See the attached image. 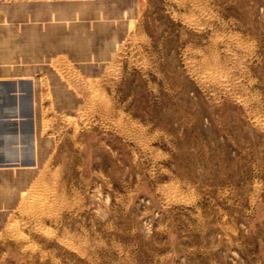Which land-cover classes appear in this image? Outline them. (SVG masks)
<instances>
[{
	"label": "rangeland",
	"instance_id": "obj_1",
	"mask_svg": "<svg viewBox=\"0 0 264 264\" xmlns=\"http://www.w3.org/2000/svg\"><path fill=\"white\" fill-rule=\"evenodd\" d=\"M41 1L110 2L85 26L119 36L85 72L54 63L74 108L42 105L51 151L10 200L0 264H264V0Z\"/></svg>",
	"mask_w": 264,
	"mask_h": 264
},
{
	"label": "crops",
	"instance_id": "obj_2",
	"mask_svg": "<svg viewBox=\"0 0 264 264\" xmlns=\"http://www.w3.org/2000/svg\"><path fill=\"white\" fill-rule=\"evenodd\" d=\"M68 3L73 4L69 16L54 14L55 8ZM86 4L94 5V15L77 10ZM19 5L36 10L49 5L54 12L45 17L9 13ZM99 5L109 7L107 16L119 12L110 2H0V226L10 200L22 197L51 151V137L43 134L42 105L67 112L74 108L73 93L55 73L54 63L66 55L85 72L86 61L94 57L102 63L114 48L119 30L110 23H98L92 30L85 26V18L98 16Z\"/></svg>",
	"mask_w": 264,
	"mask_h": 264
},
{
	"label": "bare ground",
	"instance_id": "obj_3",
	"mask_svg": "<svg viewBox=\"0 0 264 264\" xmlns=\"http://www.w3.org/2000/svg\"><path fill=\"white\" fill-rule=\"evenodd\" d=\"M39 10V9H38ZM67 13H69V12H67ZM53 20V19H52ZM10 37V36H9ZM11 76V75H10ZM1 80V79H0ZM15 82V81H14ZM9 86V85H8ZM32 89V88H31ZM34 89V88H33ZM2 97V96H1ZM27 162V161H26Z\"/></svg>",
	"mask_w": 264,
	"mask_h": 264
}]
</instances>
